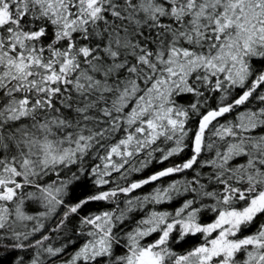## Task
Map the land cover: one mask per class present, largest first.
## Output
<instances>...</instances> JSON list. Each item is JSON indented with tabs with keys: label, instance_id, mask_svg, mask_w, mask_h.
<instances>
[{
	"label": "snow or ice",
	"instance_id": "6c2138e0",
	"mask_svg": "<svg viewBox=\"0 0 264 264\" xmlns=\"http://www.w3.org/2000/svg\"><path fill=\"white\" fill-rule=\"evenodd\" d=\"M0 264H264V0H0Z\"/></svg>",
	"mask_w": 264,
	"mask_h": 264
},
{
	"label": "trees",
	"instance_id": "16d2710c",
	"mask_svg": "<svg viewBox=\"0 0 264 264\" xmlns=\"http://www.w3.org/2000/svg\"><path fill=\"white\" fill-rule=\"evenodd\" d=\"M158 167H160V166H157V168H158ZM154 170H156V169H155V168H150L149 170H147L146 173H141V174H138V175H134L132 178H133V179H140V178H143L144 175H146V174H151V172L154 171ZM151 187H152V186H146L144 189L139 190V192H138L137 194H142V193H145V192L151 191ZM85 192H86V190H85ZM85 192H82V193H80V194H85ZM104 207H105V205H103V204H99V205H91V206H90V209H91L92 211H97V210H100V209H102V208H104ZM207 219L210 220V217H208ZM192 242H193V243L197 242V238H192ZM186 246H191V245H186Z\"/></svg>",
	"mask_w": 264,
	"mask_h": 264
}]
</instances>
